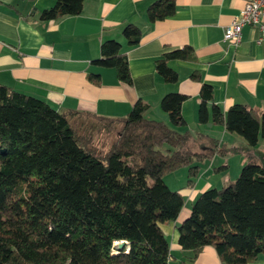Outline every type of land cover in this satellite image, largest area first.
<instances>
[{"label":"trees","instance_id":"1","mask_svg":"<svg viewBox=\"0 0 264 264\" xmlns=\"http://www.w3.org/2000/svg\"><path fill=\"white\" fill-rule=\"evenodd\" d=\"M85 0H56L40 13L47 22L82 13ZM175 12V0H156L147 8L151 23ZM128 47L139 44L140 29L125 24ZM97 68L113 69L131 84L122 45L106 40ZM194 60L183 47L165 52L155 70L167 84L178 75L169 61ZM199 80L198 74L191 75ZM89 81L99 83L90 73ZM186 96L168 93L160 110L169 124L146 116L137 101L123 118L85 112L61 113L47 102L0 85V264H168L169 241L162 224L174 222L185 200L164 176L187 167V187L199 164L217 153L218 140L179 132ZM213 89L199 92V124L224 126L248 148L264 143V112L233 105L223 113L212 102ZM117 132L107 149L94 138ZM264 156V155H263ZM177 244L193 253L214 248L221 264H251L264 255V162H246L235 181L201 192L177 227ZM115 244H120L118 248ZM127 249V250H126ZM179 264H184L181 262Z\"/></svg>","mask_w":264,"mask_h":264},{"label":"crops","instance_id":"2","mask_svg":"<svg viewBox=\"0 0 264 264\" xmlns=\"http://www.w3.org/2000/svg\"><path fill=\"white\" fill-rule=\"evenodd\" d=\"M154 1L85 0L80 15L44 22L40 13L56 0H0V85L43 100L61 113L123 118L140 100L150 107L147 117L152 112L166 124L161 99L168 93L185 95L181 110L187 126L177 131L212 137L219 141L221 153L209 164L202 162L191 187L186 186L187 172H183V182L174 189L185 198V204L174 222L161 225L170 246L168 264H221L211 246L194 259L192 252L181 250L176 229L189 215L197 195L233 180L224 175L216 184L209 182L216 172L230 167V155L237 157L239 170L248 161L263 163L264 148L260 139L256 148H248L242 138L213 124L210 111L208 122L199 124V92L203 83L210 85L213 98L209 105L223 113L233 105L264 112V44H256L259 31L251 26L242 29L237 46L223 41L225 28L247 0H175L172 16L151 23L147 8ZM125 24L140 29L138 45H126L122 36ZM111 39L121 43L127 57L129 85L120 82L113 69L91 65L100 57L101 43ZM183 47L192 48L194 60L169 61L178 78L167 84L157 74L155 63L165 52ZM90 73L99 75L98 84L89 81ZM193 73L200 79L193 80ZM251 264H264V255Z\"/></svg>","mask_w":264,"mask_h":264},{"label":"built area","instance_id":"3","mask_svg":"<svg viewBox=\"0 0 264 264\" xmlns=\"http://www.w3.org/2000/svg\"><path fill=\"white\" fill-rule=\"evenodd\" d=\"M246 26L257 28L259 37L256 44H264V0H247L238 15L225 28L223 41L237 46L241 31ZM119 245L115 244V247L118 248Z\"/></svg>","mask_w":264,"mask_h":264},{"label":"rangeland","instance_id":"4","mask_svg":"<svg viewBox=\"0 0 264 264\" xmlns=\"http://www.w3.org/2000/svg\"><path fill=\"white\" fill-rule=\"evenodd\" d=\"M155 117L156 116L152 112L148 116V118H150V119H156L157 120V118H155ZM119 128L120 127H118V129L114 133L96 135L94 138L95 148L98 150L107 149L108 145H110L117 138V132H118ZM260 141L262 142V144H263L262 146L264 148V143H263V140L261 138H260ZM219 158H221V157H219ZM229 159H230V167L227 170L221 169V171L219 173L216 172V175L212 176V178L209 179L210 183H212V184L218 183L221 176H224V175L231 177L233 179L231 181H235L237 179V177L239 176L240 171H241V168H239V170H238L239 166H236L238 159H237V157L233 158V155H230ZM205 163L209 164V160H206ZM257 163L262 164L261 161L257 162ZM226 164L229 166L228 163H226ZM201 165H203V164L200 163L199 166H201ZM178 170H177V172L175 171V172H172V173L165 175L163 178V180L165 181V183L167 184V186L171 190L176 189V187H177L178 183H180V181H181V183L183 182L182 181L184 178L183 172H187V167H182L181 169H178ZM213 170L211 172H213ZM176 232H177V230H176Z\"/></svg>","mask_w":264,"mask_h":264},{"label":"water","instance_id":"5","mask_svg":"<svg viewBox=\"0 0 264 264\" xmlns=\"http://www.w3.org/2000/svg\"><path fill=\"white\" fill-rule=\"evenodd\" d=\"M120 246V245H119Z\"/></svg>","mask_w":264,"mask_h":264}]
</instances>
